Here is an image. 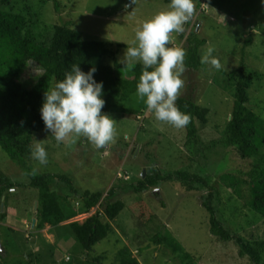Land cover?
I'll list each match as a JSON object with an SVG mask.
<instances>
[{"label": "rangeland", "instance_id": "1", "mask_svg": "<svg viewBox=\"0 0 264 264\" xmlns=\"http://www.w3.org/2000/svg\"><path fill=\"white\" fill-rule=\"evenodd\" d=\"M59 3V10L54 0H17L16 6L41 24L74 20L86 37L103 38L106 42L111 39L130 47L136 46L135 32L142 23L170 4L163 0H137L128 8L130 0H59ZM193 3L194 14L182 32L186 37L172 33V46L185 49L187 37L195 29L198 36L208 40L201 49V57L213 47L223 68L216 70L208 64H202L199 70L186 67L180 96L210 109L208 123L198 121L200 134L218 143L207 153L200 150L191 155L186 147L187 128L177 129L157 121L136 92L120 99L116 108L106 112L115 119L117 135L115 142L105 148L97 149L84 137L58 143L51 132L38 134L35 144L41 143L48 153L47 164L33 158L38 172L68 175L79 194H72L68 185L60 181L54 184V190L68 204L70 215L58 224L39 227L40 219L36 216L39 191L20 186L12 190L6 221L0 224V264H112L125 246L141 264H190L187 260L183 262L172 246L158 242L155 236L163 232H170L197 264H251L249 257L240 256L234 242L221 241L211 233L209 215L202 205L206 193L187 192L176 182H166L142 193L135 189L144 179V170L175 171L193 165L199 171L204 166L215 177L219 169L238 167L241 160L219 142L231 118L233 76L242 64V48L249 36L253 42L246 48L245 63L249 70L260 74L250 89V106L264 119V0ZM124 46L119 48L122 49L119 61L127 51ZM114 60L113 56L108 59L111 64ZM37 75V71L28 68L21 80L27 83ZM263 154L264 145L259 156ZM0 168L15 182L27 183V174L1 148ZM215 186L220 190L219 211L227 226L238 234L264 239V218L245 207L221 180H216ZM112 188L116 193L111 200L125 204L115 219L105 213ZM96 191L104 193V205L100 203L88 212L81 195ZM66 196L67 201L63 199ZM97 212L102 213L111 230L107 238L86 250L77 241L72 223L82 224Z\"/></svg>", "mask_w": 264, "mask_h": 264}, {"label": "trees", "instance_id": "2", "mask_svg": "<svg viewBox=\"0 0 264 264\" xmlns=\"http://www.w3.org/2000/svg\"><path fill=\"white\" fill-rule=\"evenodd\" d=\"M163 1L170 3V0ZM16 2L17 0H0V148L2 153L9 156L27 174V183L15 182L0 168V224L7 218L9 194H13L12 190L20 186L39 191L36 216L40 219L38 226L43 227L47 223L58 224L70 215L68 204L54 190V184L60 181L68 185L72 194H79L68 175L40 173L33 161L32 151L37 135L50 134L40 114L44 93L50 91L56 82L63 80L65 73L73 65L79 64L85 72L95 67V79L102 81L104 85L105 106L102 111L106 113L116 108L120 99H127L136 92L143 65L119 61L122 51L119 48L123 45L124 48L130 47L128 44L111 39H106V42L103 38L86 37L75 26L74 20L41 24L20 12ZM54 2L59 10V0ZM194 30L187 37L185 66L199 70L202 65L201 49L208 40L198 36ZM181 37L186 36L182 33ZM252 42V36H249L242 48V64L233 76L234 106L219 142L229 147V151L241 160L238 167L219 169L215 177L204 166L199 171H195L193 165L175 171L152 169L135 189L142 193L166 182H176L187 192L206 193L202 205L209 215L211 233L221 241L234 242L240 256L249 257L251 264H264V239L238 234L227 226L219 211L220 190L215 186L216 180H221L243 201L245 207L264 218V154L259 156L264 145V119L250 106V89L260 74L249 70L245 63L246 48ZM110 56L115 58L112 64L108 61ZM28 68L32 72L37 71L38 75L31 78L32 82L29 80L24 83L21 78ZM176 104L182 112L191 116V122L186 126V147L189 153L192 155L200 150L209 152L211 146L218 142H211L201 136L198 121L207 124L210 109L185 96H179ZM242 161L247 163L243 164ZM115 193L112 188L108 196L110 199L105 203V213L111 219L119 216L125 208L123 202L111 200ZM103 196L104 193L100 191L84 193L81 195L84 208L89 212L100 203L104 205ZM63 199L67 201L68 196ZM72 227L77 241L86 250H91L107 238L111 230L110 224L102 219L101 212H97L82 224L72 223ZM155 237L160 244L172 246L183 262L187 260L190 264H197L170 232H163ZM112 264L141 262L125 246L119 250L117 259Z\"/></svg>", "mask_w": 264, "mask_h": 264}, {"label": "clouds", "instance_id": "3", "mask_svg": "<svg viewBox=\"0 0 264 264\" xmlns=\"http://www.w3.org/2000/svg\"><path fill=\"white\" fill-rule=\"evenodd\" d=\"M135 3L136 0H133ZM195 11L193 0H170L168 8L145 20L135 32V47H128L121 63H141L143 71L137 83L136 95L154 112L157 121L177 129L185 128L191 116L182 112L176 101L184 87L181 78L186 70V50L172 46L171 34L182 33L184 25ZM209 47L201 57L202 64L221 70L223 65ZM96 68L83 71L79 64L65 73V78L44 93L40 108L47 131L58 143L69 138L84 137L97 149L115 142V119L102 110L104 85L95 79ZM32 156L47 164L48 153L36 143Z\"/></svg>", "mask_w": 264, "mask_h": 264}, {"label": "water", "instance_id": "4", "mask_svg": "<svg viewBox=\"0 0 264 264\" xmlns=\"http://www.w3.org/2000/svg\"><path fill=\"white\" fill-rule=\"evenodd\" d=\"M136 2H137V0H136ZM135 3L133 2V0H130V4L128 5V8L131 7V6H133V4H135ZM151 172H152V169L144 170V173L142 175L143 178H145L148 175V173H151Z\"/></svg>", "mask_w": 264, "mask_h": 264}]
</instances>
